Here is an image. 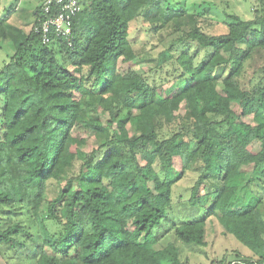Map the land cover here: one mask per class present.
Masks as SVG:
<instances>
[{"label":"trees","instance_id":"obj_1","mask_svg":"<svg viewBox=\"0 0 264 264\" xmlns=\"http://www.w3.org/2000/svg\"><path fill=\"white\" fill-rule=\"evenodd\" d=\"M86 1L71 36L51 44L35 30L44 0L29 26L8 20L12 8L0 19V40L15 50L0 68L3 264H183L154 229L172 220L188 171L197 178L187 204L203 216L174 221L177 239L205 245L213 217L251 252L215 264H264L254 190L264 178V14H227L214 33L184 0ZM141 17L171 37L158 67L177 44L205 56L182 51L169 86L150 81L130 40ZM81 129L96 139L88 151ZM50 180L60 184L52 197Z\"/></svg>","mask_w":264,"mask_h":264},{"label":"rangeland","instance_id":"obj_2","mask_svg":"<svg viewBox=\"0 0 264 264\" xmlns=\"http://www.w3.org/2000/svg\"><path fill=\"white\" fill-rule=\"evenodd\" d=\"M42 1L43 0H0V19L5 17L7 13H9L10 8H12L8 20L15 25L27 24L29 26L33 23L35 18V9ZM174 1L180 2L181 0ZM184 3L188 10L195 12L200 11V13L207 18L203 25L205 24L206 28L214 33H221L227 30L226 24L224 23V21L227 20V14L235 13L245 19L254 18L255 11H260L264 14V0H184ZM170 39L171 37L168 31L156 32L151 28L147 18H137L130 24V40L138 55L136 68L140 72L145 73V75L150 78V81L156 82L164 88L172 83V73H178L179 71L176 57L182 51L188 50L190 53L197 55V60L205 56V50L195 43L177 44L172 49L174 58L158 67L159 55L167 48ZM14 51V48L9 42L0 40V68ZM119 67L120 69H125L127 65L120 61ZM188 79L189 78H185L179 82H183L184 80L187 81ZM2 104L3 100L1 99L0 108ZM75 133H79L81 136H90V145L83 147L87 151L90 150L96 142L95 136L90 130H75ZM78 165L79 161L74 167L75 171ZM156 169L160 172L161 176H164V172L161 171L158 164L156 165ZM255 174L260 176V172ZM196 178V172L188 171L175 185L173 189L175 208L173 212L170 211L169 215L172 220L165 226L164 223H162L155 228V235L161 238L163 244L174 243L179 248V255L183 264H215L223 255L232 257L235 252H239L242 256H250V250L233 235L225 234L221 224L213 217L207 222L205 245L185 243L177 239L173 228L174 221L176 222L181 219L187 220L189 218H191L190 220H194L203 216L202 210H200L199 207L194 208L192 212L190 206L187 204L190 197V188L194 184ZM59 186L60 184L58 181H49L50 197L56 195ZM254 187V190L257 191L256 193L264 198V178L256 183ZM241 198L244 202L247 200L245 195ZM262 208L264 212V205H262ZM190 214L192 216H190ZM0 264H3V259L1 257Z\"/></svg>","mask_w":264,"mask_h":264},{"label":"built area","instance_id":"obj_3","mask_svg":"<svg viewBox=\"0 0 264 264\" xmlns=\"http://www.w3.org/2000/svg\"><path fill=\"white\" fill-rule=\"evenodd\" d=\"M84 0H44L43 14L35 30L44 44H51L54 35L69 38L73 20L83 8Z\"/></svg>","mask_w":264,"mask_h":264}]
</instances>
